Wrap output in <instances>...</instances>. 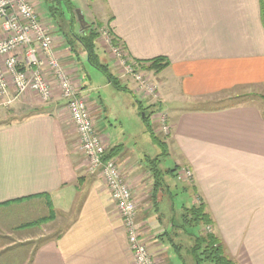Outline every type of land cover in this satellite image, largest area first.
Here are the masks:
<instances>
[{
    "label": "crops",
    "instance_id": "1",
    "mask_svg": "<svg viewBox=\"0 0 264 264\" xmlns=\"http://www.w3.org/2000/svg\"><path fill=\"white\" fill-rule=\"evenodd\" d=\"M31 1L40 21L52 20L40 1ZM93 2L96 16L91 18L107 25L130 58L148 61L162 57L168 62L166 69L155 75L160 81L159 106L171 119L166 149L174 167L179 170L184 166L192 172L193 190L180 189V209L175 207L173 192L168 208L162 202L153 212L148 206H139L141 229L152 235L151 251L159 259L165 254L171 264H185L180 248L156 236L171 228L177 242L181 230L169 221L171 208L179 213L199 199L223 255L233 264H264L261 110L245 103L214 109H177L175 105L203 102L239 88H264V0ZM4 37L0 24V40ZM55 49L72 61L73 74L78 75L80 53L62 44ZM83 57L87 62L85 53ZM77 79V94L90 105L97 126L100 108L94 104L87 82L79 75ZM13 92L11 84L9 93ZM58 93L54 88V99ZM53 98L41 104L35 93L26 92L20 98L12 95L5 100L25 114L13 119L9 112V121L0 125V221L7 217L4 209L23 206L32 210L30 207L41 201L48 208L49 200L54 219L40 226L39 233H27L16 240H37L48 228L59 233L37 245L29 253L28 264H134L123 222L102 179L86 175L76 160V131L66 125L62 115L65 101L61 98L56 102V98L54 102ZM102 137L106 150L120 146L115 160L123 167L126 162H120L127 156L122 153L123 145ZM134 199L139 200L136 192ZM16 200L20 201L11 203ZM163 224L165 228L160 226Z\"/></svg>",
    "mask_w": 264,
    "mask_h": 264
},
{
    "label": "rangeland",
    "instance_id": "2",
    "mask_svg": "<svg viewBox=\"0 0 264 264\" xmlns=\"http://www.w3.org/2000/svg\"><path fill=\"white\" fill-rule=\"evenodd\" d=\"M31 1V0H30ZM40 1L42 3V10L47 13L49 16H53L58 24L54 23V20L48 19L45 21H41L43 25L48 26L51 29V33L53 35V53L61 63L63 70L65 71L67 78L70 83L78 90V75L84 81L87 82L88 87L91 90L92 98L95 99L97 104L99 114L97 116L100 118L98 124L94 121V118L90 112V105L88 107L89 114L92 118V122L94 124V128L96 134L101 138L103 146L106 148V142L104 141L102 134L112 140L116 144L123 145L122 153L127 156L123 159L120 164L123 162L125 165L118 166L119 172L126 179V183L128 187L131 189L133 202L135 204L136 209H139L140 205L148 206L151 212H153L154 207L158 208V203H163L165 208H168L170 204V195L171 192L174 193V197L176 198L175 207L180 209L182 202L178 201L179 196L182 195V191L186 187L190 191L193 190V174L190 170L181 166L178 170L177 167L173 166L172 158H168V153L166 156L159 157L160 161L158 162V169L160 170L164 185L161 186L158 193L156 194V200L153 202V186L155 184V177L152 172L154 168L150 170V164L148 162L149 159H155L160 153L161 148L151 141L150 136L147 134L144 128V124L141 120V117L144 116V112L139 108V104L142 109L146 112V114L150 117V126L153 130V133L166 145L168 144L166 137L169 136L171 130V119L168 118L167 114L164 112L165 108L161 109L159 104L161 102L160 98V89L159 82L155 75L160 74L154 73L153 71H146L144 68L139 67L138 61L130 58L127 54L124 45L120 40L117 41L119 44H115L113 41V34L107 25L101 24L100 27L97 25L98 22H94L91 16H96V12L94 11V0H70L71 5L76 10H78L84 18L83 28L89 25H92L93 29H96L99 34L97 48L98 53L100 55V60L103 64H106L111 69V72L115 76L118 77L121 85L126 87L127 90H117L112 85L108 84L106 78L100 73L98 70L90 67L88 63L84 59L83 49L80 44L77 42L75 35L80 34V25L77 20V16L75 17V21L71 26H67V23H63V20H69V16L67 13V4L65 0H33V2ZM32 3V1H31ZM33 5V4H32ZM92 6V7H91ZM39 9V8H38ZM42 11L41 9H39ZM86 24V25H85ZM58 25V26H57ZM56 26L59 30H56ZM102 30L107 31L111 40L110 44L107 43L103 36ZM58 35L63 37L59 38ZM115 38V37H114ZM64 40V41H63ZM64 45L68 47H72L74 53H80L79 57L81 60H77V66L80 70L78 75L73 74V68L70 62L68 61L65 54H57L55 53L56 47L58 45ZM112 49H116V51H122L128 60L131 61V66L133 69L139 72V75H142V79L144 83H139L135 80L132 75L123 74L121 67L116 64V60L114 59V51ZM76 51V52H75ZM120 51V52H121ZM78 54L75 55V58H78ZM62 58H61V56ZM133 62V63H132ZM166 69V68H165ZM43 75L47 76L49 83L51 84V90L53 93L54 88L58 89V95L53 98L56 94H53V101L61 100V92L58 86L57 81L51 74V70L44 68ZM132 90V91H131ZM9 95L3 96V100L9 99V96H14L13 93H8ZM30 94V93H29ZM8 97V98H7ZM21 97V96H20ZM19 97V98H20ZM1 98V96H0ZM7 98V99H6ZM51 98V99H52ZM82 98V97H81ZM84 99V98H83ZM88 102V101H87ZM139 104H138V103ZM252 104L257 106L260 110H264V88L249 90L248 88H239L232 90L231 92L219 94L218 96H212L208 100L201 101L198 103H190L182 104L175 103L177 109L183 107L184 109L191 108H224L230 105L237 104ZM41 104H47L46 102H42ZM63 113L62 115L65 117L63 119H67L66 125L71 127V130L74 129V126L70 120L68 112L66 111L65 104L62 105ZM9 112L11 118L17 119L21 117L23 110H20L18 106H10L8 104L0 106V125L1 122H8L10 119L8 118ZM163 127L165 130H163ZM100 131V132H99ZM76 146L74 149V153L77 156L78 162L81 165V169L88 176L99 177L98 172L93 175H89L86 171L87 169V161L84 156L79 151V140L78 135L76 133ZM167 146V145H166ZM152 164V163H151ZM154 167V166H153ZM175 168L174 175L170 174V171ZM152 171V172H151ZM179 171V172H178ZM187 172L189 175H187ZM169 173V174H165ZM129 180V181H128ZM159 181V180H158ZM177 189V191H175ZM181 189V190H180ZM135 192L139 195V200L136 201L134 199ZM169 192V193H168ZM195 197V196H194ZM196 199V198H195ZM159 200V201H158ZM158 201V202H156ZM200 202L199 199L195 200V204L193 206L198 205ZM156 203V204H155ZM32 210L27 209L26 207L20 206L16 208H8L4 209L6 211L7 217L4 220L0 221V264H28L29 253L40 243L48 239V236L57 235L59 232L54 233V231L49 230V228L45 231L41 232V236L34 241H26L28 243H22L16 239L25 236L27 233L35 234L39 233L36 230L38 228L30 229L29 231H19L17 229L10 231H3L4 228H11L20 224H27L36 221L37 219L48 216L49 209L45 207L43 201L37 203L30 207ZM138 212V211H137ZM145 213V212H143ZM150 214V213H148ZM164 216V215H162ZM170 216V215H168ZM165 217V216H164ZM167 218V217H166ZM170 218V217H169ZM175 218V217H174ZM177 222V221H176ZM157 221H153V224H156ZM178 225V222L176 223ZM136 225L139 228V234L143 237L148 253L152 257V260L155 264H169V260H166V256L155 257V254L150 249L149 242L151 241L152 235L151 233L144 232L141 227L143 224H140L138 218L136 217ZM162 228H165V224L160 225ZM179 227H176V229ZM187 232L198 235L200 231L204 234H208L212 232L211 225H202L193 226L191 228L186 229ZM167 232H171V228L168 231H164L159 236L163 241V243H167L166 234ZM177 242L179 244V248L181 250V258L183 259L185 264H194L192 255H191V246L193 244L194 238L189 235H186L184 232H178ZM171 235V234H170ZM172 252H170L171 254ZM170 254H167L170 256ZM171 264V263H170ZM209 264V263H205Z\"/></svg>",
    "mask_w": 264,
    "mask_h": 264
},
{
    "label": "built area",
    "instance_id": "3",
    "mask_svg": "<svg viewBox=\"0 0 264 264\" xmlns=\"http://www.w3.org/2000/svg\"><path fill=\"white\" fill-rule=\"evenodd\" d=\"M0 24L5 34L0 40V96L8 95L12 84L14 99L26 92H33L42 102L49 101L52 97L51 84L42 70H51L78 135L79 151L87 161L86 171L89 175L98 172L102 179L116 213L123 222L134 264H155L136 225L137 209L131 189L119 172L115 159L103 160L106 148L96 134L86 101L78 96V90L70 83L53 53L54 37L51 29L41 23L30 0H0ZM101 31L104 40L110 44L111 38L107 31ZM112 51L123 74L132 75L143 84L142 75L132 68L131 61L124 53L116 49ZM7 103L1 102L0 106Z\"/></svg>",
    "mask_w": 264,
    "mask_h": 264
},
{
    "label": "trees",
    "instance_id": "4",
    "mask_svg": "<svg viewBox=\"0 0 264 264\" xmlns=\"http://www.w3.org/2000/svg\"><path fill=\"white\" fill-rule=\"evenodd\" d=\"M65 3L67 4V9H68L67 13L69 16L68 18L69 20H63L62 22L67 23V26H71L74 23L75 17H76L75 9L71 5L70 0H65ZM51 18L52 20H54L55 24H58L57 20L53 16H51ZM57 26H56V30L58 31L59 28ZM97 26L100 27L101 25L98 24ZM74 37L76 38L77 42L82 47L86 55L87 63L92 68L102 73V75L106 78V80L110 83V85H112L115 89L117 90L122 89V90L128 91L126 87L121 85L118 77L115 76L110 71L109 66L101 62L100 55L98 53V48H97L99 34L97 33L96 29H93L92 25L86 26L80 29V34L78 35L74 34ZM113 41L115 42V44H119L117 39L114 38V36H113ZM70 49L71 51L74 52L72 47H70ZM138 64H139V67L144 68L146 71H153L154 73H159L160 71H162L168 66L167 60L162 57L154 58L148 61H138ZM139 108L142 110L141 112H144V116L141 117V120L144 124L145 131L150 136L151 141L154 142L156 145H158L162 150L161 153L155 159L148 160L149 164L151 165L150 170L154 168V171L153 172L151 171V172L156 180L153 186V195H152L153 201H155L156 194L158 193L161 186L164 185V182L162 180L163 179L162 174L160 170L158 169V162L160 161L159 157L166 156L168 151L166 149V145L153 133V130L149 122L150 117L142 109L140 104H139ZM261 114L264 116V110H261ZM119 147L120 146H116L114 148L106 150L103 156V160L115 159V157L119 153L118 151ZM174 171H175V168L170 171V174L174 175L175 173ZM165 174H169V173H165ZM188 190L189 189L186 188V191ZM20 200L13 201L11 203H14ZM47 204H48V209H49L48 216L41 218L37 220L36 222L21 225L16 229L24 230V229H30V228H35V227L39 228L40 226L51 222L54 219V212L51 208L49 200ZM204 206L205 205L202 202H200L198 205L191 206L190 208L183 207L179 213L171 208V214H170L169 221L175 228L179 227L178 229H180L186 235H189L191 236V238L192 237L194 238L193 244L190 249L194 264H205V263L233 264V262L228 260L223 255L221 245H219L217 238L212 233L204 234L201 231L199 232L198 235H193L187 232L186 229L191 228L193 226L201 227L202 225H211V220L209 216L206 214ZM176 221L178 222V225L176 224L177 223ZM166 238H167V243H169L170 246L175 247L176 249L179 248V244L175 242L174 238L169 233L166 234Z\"/></svg>",
    "mask_w": 264,
    "mask_h": 264
},
{
    "label": "water",
    "instance_id": "5",
    "mask_svg": "<svg viewBox=\"0 0 264 264\" xmlns=\"http://www.w3.org/2000/svg\"><path fill=\"white\" fill-rule=\"evenodd\" d=\"M76 16H77V20L79 22L80 27L83 28V24L85 23L84 18L78 10H76Z\"/></svg>",
    "mask_w": 264,
    "mask_h": 264
}]
</instances>
